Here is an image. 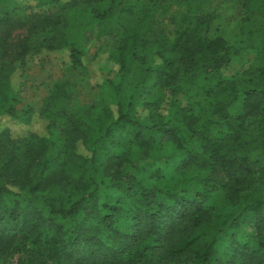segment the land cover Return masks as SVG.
<instances>
[{"label": "trees", "instance_id": "1", "mask_svg": "<svg viewBox=\"0 0 264 264\" xmlns=\"http://www.w3.org/2000/svg\"><path fill=\"white\" fill-rule=\"evenodd\" d=\"M136 1L137 19L118 48L122 77L138 49L147 47L143 36L149 33L154 60L164 64L156 85L191 96L195 86L209 104L202 113L196 112L201 100L186 107L171 103L168 114L145 122L120 99L122 84L106 80L119 98L117 116L109 107L67 114L56 103L63 95L57 85L42 114L51 128L66 120L60 141L0 133V264L16 255V264H264V40L254 65L238 78L223 79L221 69L244 46L204 35L216 18L204 10L209 0ZM41 4L55 9L0 11V116H29L31 108L20 116L15 109L11 76L17 63L23 67L28 57L68 47L71 62L84 67L85 51L63 34L66 12L83 8L107 28L131 12L130 0ZM174 5L185 9L170 41L151 23ZM19 30L25 35L14 43ZM150 66L141 82L153 72ZM210 79L216 83L207 88ZM161 103L155 98L144 105L158 111ZM219 123L227 130L215 135L211 127ZM118 133L131 135L138 160L114 141ZM79 142L90 157L78 153ZM170 144L186 156L176 161L175 151L154 154ZM197 166L211 172L199 189L187 186L186 176ZM218 189L228 205L223 211L209 204Z\"/></svg>", "mask_w": 264, "mask_h": 264}, {"label": "rangeland", "instance_id": "2", "mask_svg": "<svg viewBox=\"0 0 264 264\" xmlns=\"http://www.w3.org/2000/svg\"><path fill=\"white\" fill-rule=\"evenodd\" d=\"M50 1L52 0H0V11L15 10L18 15L48 12L55 9V4L43 6L41 2ZM57 1L65 3L69 0ZM263 2L264 0H209L204 6L205 12H212L216 15L204 35L209 38L220 37L228 45L244 46L239 55L223 66L219 73L221 78L229 80L238 78L255 64L264 40V10L261 9ZM136 5V0H130L131 12H122L113 26L109 28L100 25L99 21L93 19L83 8H73L66 12L65 19L68 25L63 28V34L85 51L82 58L84 67L75 66L71 62L68 47L52 52L44 50L36 56L28 57L23 67L17 63V68L11 76V85L18 100L15 106L16 113L20 116L28 107L31 109L27 118L2 114L0 133L9 131L14 138L25 137L29 134L41 137L52 136L54 140L60 141L66 120L57 119V124L51 128L50 119L42 114L49 97L57 89L62 91L63 95L56 100V103L61 102L67 114L89 110L93 107H109L117 116L119 98L108 86L106 80H111L116 85L122 84L120 99L125 105L131 103L133 115L145 122H151L159 115L168 114L171 103L186 107L190 103L201 100L202 104L196 106V112L204 109L210 100L203 101V94L200 93L199 88L194 86L192 92L194 90L195 92L191 96L190 92L187 94L184 91L173 90L172 87L161 90L156 85V71L164 64L154 60L153 50L156 43L154 38L149 37V33L143 36L147 40V47L138 49V57L132 60L130 71L125 77L120 74V66L116 60L118 48L121 41L130 34L131 27L137 19ZM184 9L182 5H174L166 13L157 12L151 24L154 26L157 24V28L162 29L167 39L171 41L175 37L176 21ZM24 35L25 31L13 32L12 42L15 43ZM149 64L153 72L145 82H141V73ZM215 83V79H210L207 88L215 86ZM57 85H62V87L56 89ZM155 98H162L158 111L144 105L145 102ZM93 112L100 115L101 109ZM226 130L227 127L222 123L211 127L215 135H220ZM114 141L126 150L133 151L135 147L130 134L118 133ZM192 150L195 153L200 151L198 146H193ZM174 151L178 153L176 161L186 156L184 151L175 149V146L171 144L161 145L153 150L156 156L169 155ZM78 153L90 157L81 142L78 143ZM137 157L138 154L133 151L132 161L138 160ZM210 173L208 168L202 166L190 169L186 175L188 177L187 186L195 189L201 188L198 186L204 183V178ZM209 204L219 211L225 210L228 205L224 191L214 190ZM245 230L247 233L253 231L249 225L245 226ZM19 257L16 255L9 264H16Z\"/></svg>", "mask_w": 264, "mask_h": 264}]
</instances>
